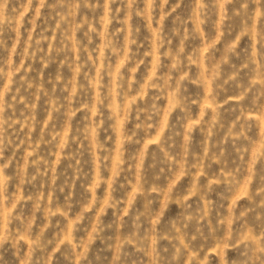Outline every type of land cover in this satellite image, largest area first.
Masks as SVG:
<instances>
[{
  "label": "clouds",
  "instance_id": "obj_1",
  "mask_svg": "<svg viewBox=\"0 0 264 264\" xmlns=\"http://www.w3.org/2000/svg\"><path fill=\"white\" fill-rule=\"evenodd\" d=\"M0 264H264V0H0Z\"/></svg>",
  "mask_w": 264,
  "mask_h": 264
}]
</instances>
